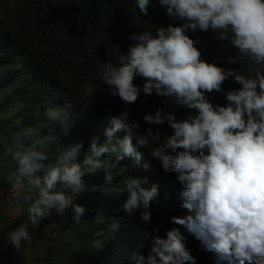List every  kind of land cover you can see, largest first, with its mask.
Returning a JSON list of instances; mask_svg holds the SVG:
<instances>
[{"label":"clouds","instance_id":"clouds-1","mask_svg":"<svg viewBox=\"0 0 264 264\" xmlns=\"http://www.w3.org/2000/svg\"><path fill=\"white\" fill-rule=\"evenodd\" d=\"M151 2L136 0L140 14L148 15ZM158 3L179 24H152L154 30L130 34L133 43L127 52L113 44L116 63L106 60L97 71L108 94L124 104H134L142 91L174 101L176 108L188 110L185 117L178 119L174 111L158 108L143 115L149 126L140 132V123L129 119L131 109L124 108L101 125L103 142L99 135L93 136L80 160L83 141L50 155L48 147L56 140V126L67 135L71 117L47 108V134L28 127L22 131V139L4 153L16 165L6 177L14 197L7 204L30 202L28 223L10 230L4 238L14 252L21 253L25 244L32 243L29 227L39 229L53 213L63 216L71 209L78 223L86 208L75 201L90 190L83 178L103 169L104 184L111 185L113 169L125 158L139 166L144 154L138 149L146 148L163 171L176 174L184 186L179 198L188 214L172 217V223L193 234L202 250L215 256L216 264H264V0ZM197 31H212L219 41L229 42L237 56L229 57L228 64L239 60L248 67H221L201 59V51L194 46L199 41L188 35ZM137 78L143 80L142 88L134 83ZM229 78L240 87L225 92L222 86ZM97 89L94 83L82 84V106L94 103ZM213 92L223 93L224 105L212 102L209 94ZM165 124L171 134L151 127ZM105 155L114 159L101 160ZM149 167V163L143 164L145 170ZM124 192L128 198L123 210L130 216L142 207L140 219L150 222L148 209L159 196V185L150 184L146 176L129 177ZM120 226L121 220L113 218L110 231ZM140 236L150 241L151 249L145 256L140 243L129 254L131 264H196L180 228H171L165 238L146 230ZM93 243L96 249L103 247L99 240Z\"/></svg>","mask_w":264,"mask_h":264},{"label":"trees","instance_id":"trees-1","mask_svg":"<svg viewBox=\"0 0 264 264\" xmlns=\"http://www.w3.org/2000/svg\"><path fill=\"white\" fill-rule=\"evenodd\" d=\"M22 1L26 6L17 13L18 31L13 33L0 24V163L9 160L10 166L15 165L11 155L5 156L4 153L22 139L24 129L33 127L40 131V135L47 134V108H57L71 117L67 135L61 132L59 125L56 126V140L48 147L50 155L54 157L63 146L83 141L84 147L78 158L82 160L93 136L99 135V142H103L101 125L118 114L116 108L100 103L102 91L107 89L97 71L98 65L106 60L116 63L112 45L119 44L120 51L127 52L128 45L133 43L128 39L130 34L154 30L152 24L167 27L170 23L177 26L179 22L166 14L158 0H152L147 16L140 14L136 0ZM71 11L75 19L71 18ZM188 35L199 41L194 46L201 51L204 61L234 69L248 67L239 60L228 64V58H235L237 52L229 42L219 41L212 31ZM34 41L37 45L33 44ZM84 83H94L98 88L94 103L86 108L81 103ZM134 83L142 88L143 80L137 78ZM222 87L226 92L240 85L229 78ZM209 98L215 104H225L223 93L213 92ZM135 103L143 115L166 108L174 111L178 119H183L188 111L176 108L174 101L155 94L145 95L142 91ZM155 127L169 134L172 132L167 124ZM138 150L148 159L142 160L139 166L130 158L122 160L113 169L111 185L104 184L103 169L83 178L90 190L80 194L75 202L85 206L84 215L78 223L74 221L71 209L61 216L74 242L92 264H131L129 254L140 243L144 244L140 252L145 256L151 249L150 241L140 236L141 231L165 238L168 230L178 227L196 264H216L215 256L202 250L200 241L193 234L172 223V217L188 214L181 207L179 198L184 186L176 177L166 174L159 161L145 153L148 150ZM112 159L114 157L107 155L101 157L105 161ZM144 163L150 164L147 170L143 168ZM8 168L2 167L3 170ZM145 176L150 184L157 183L160 187L159 196L148 209L150 222L140 219V213L144 211L142 207L135 209L130 216L122 208L128 198L127 192L122 193L124 182L129 177ZM113 218L121 220V226L115 232L110 231ZM156 229H159L158 233L154 231ZM96 240L102 242L101 249H96L93 243Z\"/></svg>","mask_w":264,"mask_h":264},{"label":"rangeland","instance_id":"rangeland-1","mask_svg":"<svg viewBox=\"0 0 264 264\" xmlns=\"http://www.w3.org/2000/svg\"><path fill=\"white\" fill-rule=\"evenodd\" d=\"M56 2L57 0H51ZM25 2L22 0H0V24L9 28L13 33L19 29L17 24V13L25 9ZM71 18L76 16L70 12ZM34 45L37 43L34 41ZM65 78V76H64ZM106 103L111 106L118 114L124 108H130L129 119H135L140 123L138 131L143 132L146 125L143 122V114L137 108V103L127 105L120 101L118 97H113L107 91H102L100 103ZM153 127L156 131L157 127ZM145 151L148 150L144 148ZM149 157L148 153L145 152ZM147 158L143 157V161ZM160 164V162H159ZM9 167L2 169V167ZM14 166V167H13ZM10 166L9 160L4 164L0 163V264H92L85 253L82 252L80 246L74 242L69 230L62 222V217L53 213L48 219L41 222L39 229L29 227L30 235L33 240L30 245L25 244L24 250L21 253L14 252L12 246L5 245V237L7 233L19 226L20 224L28 223L27 209L30 202L21 200L18 204L9 207L7 200L13 198L10 192V185L7 182V175L15 170L16 165ZM162 169V167L160 166ZM166 173V172H165ZM170 177H176V174L166 173Z\"/></svg>","mask_w":264,"mask_h":264}]
</instances>
